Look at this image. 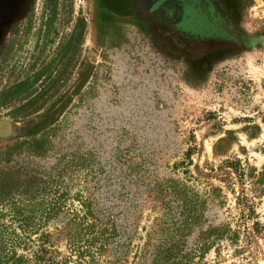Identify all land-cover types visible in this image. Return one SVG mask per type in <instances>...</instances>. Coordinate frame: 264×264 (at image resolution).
Returning a JSON list of instances; mask_svg holds the SVG:
<instances>
[{"label": "rangeland", "instance_id": "1", "mask_svg": "<svg viewBox=\"0 0 264 264\" xmlns=\"http://www.w3.org/2000/svg\"><path fill=\"white\" fill-rule=\"evenodd\" d=\"M159 1L0 0V264H264V48L192 79Z\"/></svg>", "mask_w": 264, "mask_h": 264}, {"label": "flooded vegetation", "instance_id": "2", "mask_svg": "<svg viewBox=\"0 0 264 264\" xmlns=\"http://www.w3.org/2000/svg\"><path fill=\"white\" fill-rule=\"evenodd\" d=\"M10 8L9 6L4 9L3 6V10ZM109 8L110 12L118 13L111 4ZM178 8L179 20L176 22L171 20L177 14L173 12L175 10L171 6V0L168 3L166 0L157 2L153 6V12L161 11L171 24L187 30L189 38L195 35V42H192L197 48L195 51L190 49L193 47L192 43L181 45L175 40L166 42L157 32L154 21H150V14L137 5L131 4L127 7L125 19L133 21L136 29L142 32L149 43L161 49L170 59L185 63L187 74L192 79H202L209 75L214 64H222L231 57L226 54L260 51L264 48V28L263 32L260 29H247L244 16L247 6L243 0H179ZM7 13L5 18L10 15L11 10ZM198 63L201 69L195 68Z\"/></svg>", "mask_w": 264, "mask_h": 264}, {"label": "trees", "instance_id": "3", "mask_svg": "<svg viewBox=\"0 0 264 264\" xmlns=\"http://www.w3.org/2000/svg\"><path fill=\"white\" fill-rule=\"evenodd\" d=\"M45 128H47L44 124H39L36 126H33L31 128H27L28 129V133L30 135H32L33 140L30 142L32 143L34 146H39V145H43V141L45 140V137L42 136L41 139H37L36 137L39 136V134L43 133V130H45ZM10 175H8L7 173L3 174V177H8ZM8 178H4L0 180V200L4 199L7 195V190L9 189V181L7 180ZM7 180V181H6ZM10 180H14L13 178Z\"/></svg>", "mask_w": 264, "mask_h": 264}, {"label": "water", "instance_id": "4", "mask_svg": "<svg viewBox=\"0 0 264 264\" xmlns=\"http://www.w3.org/2000/svg\"><path fill=\"white\" fill-rule=\"evenodd\" d=\"M6 125L7 127L4 129V133L1 132L0 136L1 135H5V136H8L10 134V124L9 123H5V122H0V126H4Z\"/></svg>", "mask_w": 264, "mask_h": 264}]
</instances>
